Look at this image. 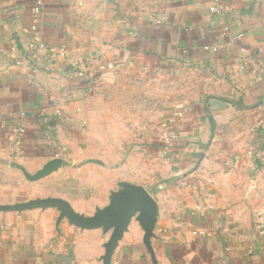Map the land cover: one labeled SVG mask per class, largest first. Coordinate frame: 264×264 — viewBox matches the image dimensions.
<instances>
[{"label":"crops","instance_id":"crops-1","mask_svg":"<svg viewBox=\"0 0 264 264\" xmlns=\"http://www.w3.org/2000/svg\"><path fill=\"white\" fill-rule=\"evenodd\" d=\"M215 4L0 0V264H104L114 225L29 205L127 184L153 229L135 208L111 264H264V0Z\"/></svg>","mask_w":264,"mask_h":264},{"label":"water","instance_id":"water-1","mask_svg":"<svg viewBox=\"0 0 264 264\" xmlns=\"http://www.w3.org/2000/svg\"><path fill=\"white\" fill-rule=\"evenodd\" d=\"M61 164L62 159L56 157L50 160L36 175L27 174V176L31 179H39L52 170L58 169ZM126 188L127 191L114 194L110 206L103 211H99L94 218H86L80 215L67 201L62 199L50 198L34 202L29 206H59L63 210L62 216H67L72 224L83 229L114 225L113 232L106 244V254L104 256V264H111L113 250L122 232L127 227L131 213L135 208L141 207L143 209L141 219L145 224V242L148 244L153 229L151 213L154 209V201L150 193L141 186L127 184Z\"/></svg>","mask_w":264,"mask_h":264},{"label":"built area","instance_id":"built-area-1","mask_svg":"<svg viewBox=\"0 0 264 264\" xmlns=\"http://www.w3.org/2000/svg\"><path fill=\"white\" fill-rule=\"evenodd\" d=\"M216 4L211 7V10L215 11L218 10V2L219 0H215ZM31 48H37V46L34 43H30L29 45ZM217 49L216 47L214 48ZM182 113V112H181ZM181 113H176V115L181 116ZM256 228L259 233L264 232V208L258 210L256 214Z\"/></svg>","mask_w":264,"mask_h":264}]
</instances>
